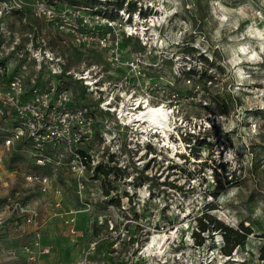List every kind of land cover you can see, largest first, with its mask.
<instances>
[{"label": "rangeland", "instance_id": "374dc122", "mask_svg": "<svg viewBox=\"0 0 264 264\" xmlns=\"http://www.w3.org/2000/svg\"><path fill=\"white\" fill-rule=\"evenodd\" d=\"M8 1L0 3V46L17 42L30 75L40 83L59 79L77 104L95 106L98 137L102 134L97 148L104 152L98 160L109 174L99 173L97 183L86 184L95 196L88 194L92 206L85 210L66 168L35 167L27 150L7 148L1 137L0 264H28L23 246L32 239L27 225L5 218L3 206L10 196L38 207L47 220L44 241L52 245V253L46 264L73 263L92 241L97 242V264L107 258L114 264H173L176 247L168 241L150 255L147 248L140 253L155 234L165 233L176 244L182 241L179 264H264V0H126L117 13L115 6L86 0ZM133 5L144 13H131ZM112 13L116 16L109 18ZM28 48L51 51L61 60L62 74L29 59ZM192 70L197 74L191 75ZM202 72L215 75V82ZM217 93L228 105V115L219 114ZM112 98L121 102V118L123 103L133 112L146 104L169 109L168 143L158 136L152 144L134 141L128 151L123 147L121 163H114L110 153L117 146L107 139L115 137L122 148L133 134L100 109L101 100ZM135 100L146 101L144 107L133 106ZM134 127L145 132L143 140L162 131ZM221 163L236 176L226 180L224 170L216 168ZM32 173L53 176L49 191L28 180ZM54 188L61 190L58 196ZM116 197L119 206L109 202ZM57 199L67 210H80L77 235L54 216ZM208 204L213 205L209 212L227 226L251 228L231 255L222 250L226 243L219 230L200 233L204 241L196 248L199 218ZM100 215L112 218L113 230L102 225L95 231Z\"/></svg>", "mask_w": 264, "mask_h": 264}, {"label": "built area", "instance_id": "2783aa9c", "mask_svg": "<svg viewBox=\"0 0 264 264\" xmlns=\"http://www.w3.org/2000/svg\"><path fill=\"white\" fill-rule=\"evenodd\" d=\"M1 2L11 4V1L8 0H0ZM15 2L20 4L18 1ZM130 19L131 17L128 15L126 21L131 22ZM127 34L133 36L135 32L128 31ZM18 45L17 42H13L10 47L4 44L0 46V138L2 137L7 148L24 143L26 146L24 149L29 152L35 166H49L51 169L57 170L66 168L75 184V195L83 200L82 202L86 205L85 210H89L92 205L91 202L87 201V197L90 193L95 196V192L92 189L87 190L86 184L99 181L97 167L101 163L98 158L101 157L102 153L104 154L97 148V142L102 138V134L98 137L97 124L99 119L95 106L77 104L74 94L70 89L62 86L59 79L40 83L37 76L30 75L23 66L22 58H24L25 51L21 50ZM27 51L29 52V59L36 60L40 66L42 63L49 64L54 74H62L61 60L54 57L51 51L36 48H28ZM81 78L85 79L84 77ZM99 104L101 110L115 115L124 130L127 129L133 134L128 136L127 145L122 144V148H120L118 139L111 137V132H107L111 137L107 139L108 142H113V145L117 146L116 150L110 153L114 163H121L123 155L126 153L123 147L128 151L132 148L134 141L140 145L152 144L153 136L143 140L142 136L145 132H136L133 124L125 122L121 118L119 114L121 102L112 98L103 99ZM140 105L144 107V100H135L133 103V106L137 108H141ZM52 177L32 173L28 175V180L40 183L43 192H47L52 184ZM60 191L59 188H54V193L57 196ZM127 196L129 198V195ZM54 204V216L63 218L69 227L70 234L77 235L79 232L76 214L80 210L65 209L61 199H57ZM3 211L6 219H12V222L19 221L30 228L32 239L23 246L28 264H46L45 260L52 253V245L44 241L47 220L42 211L38 207L13 196L7 198ZM96 223L98 226L106 225L110 230L115 227L110 216L100 215ZM168 242L177 248L176 252L173 253L175 260L173 264H179L183 251H180L178 247L180 248L182 241L180 244H176L177 239L171 236ZM118 245L119 243L116 241L112 244V248L116 249ZM201 245L197 244L196 248ZM147 246L148 242L140 250L141 255L145 253ZM97 251V242L92 241L77 261L63 264H97L94 259ZM115 251L112 250L113 254ZM102 262V264L115 263L111 258ZM204 263L208 264L207 262Z\"/></svg>", "mask_w": 264, "mask_h": 264}, {"label": "trees", "instance_id": "16d2710c", "mask_svg": "<svg viewBox=\"0 0 264 264\" xmlns=\"http://www.w3.org/2000/svg\"><path fill=\"white\" fill-rule=\"evenodd\" d=\"M126 0H121L120 2H114V1H106L105 3H103L102 0H86V3H90V4H94V5H98L101 7H106V6H115L114 10L117 13L118 9H124V4L126 3ZM77 2H72V4L76 5ZM88 6V5H87ZM131 13L136 12L137 10L140 12H143L142 8L138 9L136 5L130 6L129 7ZM23 10H21L20 12H22ZM96 13L99 15H104V11L103 10H96ZM130 13V14H131ZM144 13V12H143ZM141 14V13H140ZM116 16V14L112 13L110 15H108L109 18H114ZM191 75H195L197 74V71L192 70L191 72H189ZM202 75L206 78H208V81H211V83H214L216 80L215 75L213 74H208L207 72H202ZM203 89L208 91V87L206 85L203 86ZM210 95V92H208ZM215 101L217 102L218 105V112L221 115H228L230 113V109L228 107V105L222 100L220 99L221 96L220 94H215L214 96ZM14 150L21 151V150H25L24 148H26L24 143H19L16 146L13 147ZM150 150L153 149V147L149 146ZM36 167V166H35ZM39 167V166H37ZM172 167L175 169H180V170H185L184 168H182V166L178 163H173ZM216 168H220L223 169L224 172L227 174V179L229 180V176H236V171H231L228 168V164L227 163H221L218 167ZM97 172L99 173H104L106 176H108L109 171L107 170V168H104L103 166L99 165L97 167ZM216 178L218 182H221V178H219V175L216 174ZM106 195L110 196V192L109 190L105 191ZM109 202L111 204L120 205V199L119 197L117 198H111L109 200ZM213 208L212 204H208L206 205V211L203 213V215L199 218V232H197L196 237H197V242L198 244H202L204 241V237L201 236L200 233L202 232H210L212 231H223L224 232V237H225V246L223 247V252L231 255L232 251H234V249L243 244L247 238V236L252 233L251 228L244 226L242 223L239 224V226L237 228H233V227H229L226 224H224V222H222V220L216 218L213 214H211L209 211L210 209ZM137 216V214H136ZM99 229V226H97L96 224V230L97 231ZM262 256L264 257V248L262 251Z\"/></svg>", "mask_w": 264, "mask_h": 264}, {"label": "bare ground", "instance_id": "6f19581e", "mask_svg": "<svg viewBox=\"0 0 264 264\" xmlns=\"http://www.w3.org/2000/svg\"><path fill=\"white\" fill-rule=\"evenodd\" d=\"M121 114H122V118L125 121L131 122V124L141 127L142 131L148 132L152 128L156 130L161 129L162 130L161 133H164L165 135V136L164 135L162 136L164 137L168 136L167 133H168V128H169V123L171 120V117H170L171 112L169 111V109H166L165 106H160V107L155 106L154 107V106H151L150 104H146L145 107L141 111L133 112V107L131 106L128 107L126 103H123L121 105ZM156 132H160V131L158 130ZM167 241H168V235L166 233L165 234H155L152 237V239L149 241L146 252L148 253V255H150L154 249L157 251Z\"/></svg>", "mask_w": 264, "mask_h": 264}, {"label": "clouds", "instance_id": "9594fccd", "mask_svg": "<svg viewBox=\"0 0 264 264\" xmlns=\"http://www.w3.org/2000/svg\"><path fill=\"white\" fill-rule=\"evenodd\" d=\"M151 144V143H150ZM124 145H127V142H125V144ZM170 247H172L171 245H170ZM172 249V248H171ZM173 250V249H172ZM175 250V251H174ZM174 250H173V252L172 253H174V252H176V250H177V248H174Z\"/></svg>", "mask_w": 264, "mask_h": 264}]
</instances>
